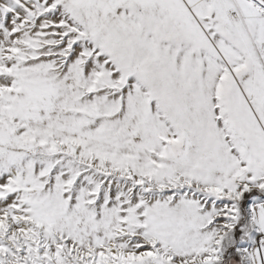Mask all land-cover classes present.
Here are the masks:
<instances>
[{
    "label": "snow or ice",
    "instance_id": "obj_1",
    "mask_svg": "<svg viewBox=\"0 0 264 264\" xmlns=\"http://www.w3.org/2000/svg\"><path fill=\"white\" fill-rule=\"evenodd\" d=\"M0 264H264V0H0Z\"/></svg>",
    "mask_w": 264,
    "mask_h": 264
}]
</instances>
